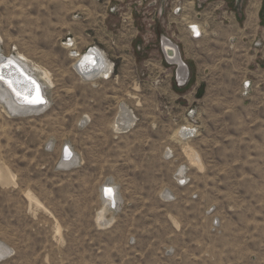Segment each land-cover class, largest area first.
I'll return each instance as SVG.
<instances>
[{"label": "rangeland", "instance_id": "obj_1", "mask_svg": "<svg viewBox=\"0 0 264 264\" xmlns=\"http://www.w3.org/2000/svg\"><path fill=\"white\" fill-rule=\"evenodd\" d=\"M98 2L0 0V57L50 77L43 110L12 116L0 106V243L8 248L0 264H264V63L250 61L264 41L250 49L226 16L211 17L217 35L210 26L207 42L182 46L191 77L181 86L158 48L167 30L182 34L180 23L166 29L168 12L165 24L153 22L149 4L135 13L129 49H119L124 30L112 18L117 40L105 46L114 73L84 79L63 42L90 46ZM250 3L203 6L236 7L241 22ZM260 15L264 24V0ZM149 22L157 37L147 41ZM122 103L135 117L125 131L117 129ZM182 125L193 135L180 139ZM66 146L75 155L68 163ZM106 182L120 201L103 223Z\"/></svg>", "mask_w": 264, "mask_h": 264}, {"label": "built area", "instance_id": "obj_2", "mask_svg": "<svg viewBox=\"0 0 264 264\" xmlns=\"http://www.w3.org/2000/svg\"><path fill=\"white\" fill-rule=\"evenodd\" d=\"M101 1V0H98ZM206 0H130L128 2L124 1V0H102V2L104 3V8L105 11L108 13L109 16H114L115 18H118V25L117 24H113V29L115 30H119V29H134L137 30V26H136V17H135V13L137 10H146L147 7L149 6V4H151V6H153V12H152V20L153 22L157 21L156 18L157 17H163V23L165 24V20H164V16H165V12H168V17L166 18V25L165 28L167 29L169 27V25H171V23L174 22H179L180 23V29L181 26L184 25L185 28H187V35H185V33H183V31L181 30V35L179 33V35L174 36V33L172 34H168V30L167 33H164L161 35V37L164 35L165 37H168L169 39H171L172 41H174L176 44H178V46L183 49V47L186 46L187 41H198L201 40L202 38H204V36H206L209 33L210 30V23L203 17V14H201L202 10L205 9V6H203V4H205ZM236 2H240V0H236ZM222 7H226L223 4H220V8ZM196 11L197 14L196 16H191V12L192 11ZM143 14L146 13V11H142ZM117 25V26H116ZM146 27V25H145ZM146 39L147 41L149 40V35H153L154 37H157L155 34V31L153 32L152 29V23L149 22L147 24L146 27ZM149 33V34H148ZM148 34V35H147ZM168 34V35H167ZM181 36V37H180ZM161 37L159 39V50H161ZM187 38V39H185ZM113 44H115L117 38L115 37V35L111 36L109 38ZM158 43V42H157ZM263 42L260 40H257L255 43V46L258 47L262 44ZM64 46L67 45L69 46L70 51L72 50L71 53V57L74 60L72 67L73 70L78 74V75H82V72H79V68L81 65L85 64L84 62H80L85 56L90 55V59L91 60H95L97 59V57L102 56V57H107L108 60H111L108 56V54L106 53V51L104 49H100V47H98L96 44L92 43L90 44V46H88L87 48L81 50V49H77V42L74 38H66L63 42ZM183 46V47H182ZM97 50L101 51V52H97ZM162 51V50H161ZM182 53V52H181ZM81 55H83L81 57ZM163 55V52H162ZM164 57V55H163ZM165 58V57H164ZM80 59V60H79ZM165 62L167 64V69L170 68H177L176 65L174 64H170L166 61ZM91 63V61H90ZM111 64V63H110ZM113 64V65H112ZM112 64L110 66H108V70H109V74L110 76L114 73L115 70V61L112 60ZM91 66H96V63L94 64H90V70H91ZM191 74H190V70H189V74L187 75V77L185 78L184 81L180 82L178 79V81L180 82L179 85L183 86L185 84H187V82L190 80ZM252 87V80L251 79H246L243 81L242 84V88H243V92L245 94L249 93L251 90L250 88ZM194 110L191 109L190 113H193ZM194 132V130L192 131V133Z\"/></svg>", "mask_w": 264, "mask_h": 264}, {"label": "bare ground", "instance_id": "obj_3", "mask_svg": "<svg viewBox=\"0 0 264 264\" xmlns=\"http://www.w3.org/2000/svg\"><path fill=\"white\" fill-rule=\"evenodd\" d=\"M65 47L69 48V46L67 47V45H65ZM180 50L182 51L181 48H180ZM97 52H99V51L97 50ZM82 56L83 55H81V57ZM182 57H183V55H182ZM8 59H11L12 61H14V64L5 68V69H1V72L4 75L5 80H12L13 81V85H12V87H9L8 84L5 82V80H0V106L4 110H6V112L11 114L12 116H15L19 112L24 113V112H28V111L30 112V110H32V111L43 110L47 106L48 103H45V104L43 103V104H38V105H26V104L22 105L20 102V97H18L16 95V92H20V93L32 92L33 91V85L30 83V81L34 80L36 82L35 79H37L38 83L36 82V84L39 85L41 94L43 96H47L46 91H47V88L50 87L48 84V80L50 78L49 72L45 71V70L42 71V70L38 69L37 66L30 68L28 66V64H26V62H24L18 58L5 57L2 60H0V63H5V62H7ZM90 61H91V63H90ZM80 62L81 63L84 62V64H85V67H84V65H81L80 68L78 69L79 72L80 71L82 72L81 76L84 79L88 78L91 80L93 78L98 77L99 75H102L105 78H109V76H110L109 70H108L109 67H108V64L106 65L107 58L105 59V57L99 56V57H97V59L95 61V60L90 59V55H87ZM94 63H96V66L95 67L91 66V70H90V64H94ZM110 63L111 62H109V66L111 65ZM22 66L25 67L26 71L23 69ZM15 71H17L18 74H20V75L13 74ZM13 89H15V91H13ZM133 117H134V115L132 116V112H131L130 108L126 104L122 103L121 109H120V114L117 118V129L119 131L128 130V128L131 127V125L133 124V120H134ZM192 131H193V127L182 125V127L178 130L177 134H179L180 139H181V137L187 139L192 134ZM70 151H71V149H70ZM71 154H73L72 151H71ZM68 156H70V154ZM73 156H75V155L73 154ZM67 159H63V160H66L64 163L69 162V161H67ZM74 160H77V158L75 157ZM74 160H72V162ZM193 160L195 161V158H193ZM184 177H185L184 169H183V167H181L180 171L178 173V181L182 183V181L185 180V179L183 180ZM104 187H107V189H112V195L111 196L105 194ZM101 194H102V199L104 202V207L102 210L99 211L98 217L100 218L101 222L105 223L104 216H105V212H107L106 210L112 208V206H114L113 205L114 202H116V207H117L118 202L120 200H119V196H118V193H117L115 186L110 182H106L105 184L102 185ZM7 253H8V248L4 244L0 243V258L7 256L8 255Z\"/></svg>", "mask_w": 264, "mask_h": 264}, {"label": "crops", "instance_id": "obj_4", "mask_svg": "<svg viewBox=\"0 0 264 264\" xmlns=\"http://www.w3.org/2000/svg\"><path fill=\"white\" fill-rule=\"evenodd\" d=\"M124 1L128 2L130 0H124ZM96 6L98 7L99 10H101V14H99V16H94L90 21L91 22L90 27L93 30H95V37L90 43L91 44L94 43L98 47H100L101 50L104 49L106 51L109 58L111 59L108 60V58L104 56L105 59L107 58L106 65L108 64L109 66V62H111L112 64V60H114L115 57L113 55L114 53L111 54L107 47L109 46V42H110L109 38L112 36L111 20L112 18L115 17L108 15V13L105 11L104 3L102 2V0L101 2L99 1ZM261 11H262V0H251V3L245 6L241 11L244 13L245 18L247 19L245 21H241V22L239 21L237 17L238 14H240L238 13L239 9L231 6L220 8V5H213L211 7H208L206 5L205 9L202 10L201 14H203V17L210 23L211 27L213 26L215 29H217L215 32H213L215 36L217 35L219 25L217 24L218 22H216V20L212 19L211 17L217 16L218 14H223L224 16H226L228 19V27L234 31V32L232 31L234 39L246 38L247 44H249V48L251 49L253 48L252 46L255 45L258 39H262L264 41V24L260 15ZM196 14L197 12L195 10L191 12L192 17L196 16ZM181 30L183 31V33H185V35H187L188 30L187 28H185L184 25L181 26ZM160 33H162V29ZM137 37L138 36L136 30L125 29L121 37H119L118 39V42L121 41L123 43V45L119 49L122 50L129 49L132 46V44L136 41ZM210 38L211 36L206 35L204 36V38H202V40L204 42H207ZM234 39H232V37L228 38L229 41H234ZM105 43L108 45L105 46ZM260 50H261L260 53L261 55L258 53V51L256 53L254 51V55L250 56L251 62L252 61L258 62L257 59L259 57V59H261L264 63V47L261 48ZM119 55L120 54H118V56ZM122 55L123 57L127 56L126 53L121 54L120 56L122 57Z\"/></svg>", "mask_w": 264, "mask_h": 264}, {"label": "water", "instance_id": "obj_5", "mask_svg": "<svg viewBox=\"0 0 264 264\" xmlns=\"http://www.w3.org/2000/svg\"><path fill=\"white\" fill-rule=\"evenodd\" d=\"M161 50L163 52V55L166 59V61L170 64H174L177 66V79L182 82L185 80L187 75L189 74V66L188 64L184 61L182 57V53L180 50V47L178 44H176L174 41L169 39L168 37H165L164 35L161 37ZM6 63V62H5ZM1 72V69H0ZM71 147L66 146L64 148V153L62 156L63 159L69 158V156L65 155V153H69L70 156H73L70 151ZM107 189V187H104V190ZM114 206H116V202L113 203Z\"/></svg>", "mask_w": 264, "mask_h": 264}, {"label": "snow or ice", "instance_id": "obj_6", "mask_svg": "<svg viewBox=\"0 0 264 264\" xmlns=\"http://www.w3.org/2000/svg\"><path fill=\"white\" fill-rule=\"evenodd\" d=\"M14 64V61L8 59L6 63H0V69H5ZM0 80H5L4 75L0 72ZM9 87H12L13 81L12 80H5ZM30 83L33 85V91L30 93H20L16 92V95L20 97V102L22 105H38L43 104L46 101L44 100L39 85L36 84L34 80H31ZM15 91V89H13ZM34 93V94H33ZM65 155H69V153H65ZM106 195H112V189H105L104 190Z\"/></svg>", "mask_w": 264, "mask_h": 264}]
</instances>
